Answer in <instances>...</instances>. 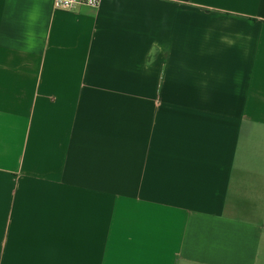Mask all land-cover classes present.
<instances>
[{"label": "crops", "instance_id": "0c3cea01", "mask_svg": "<svg viewBox=\"0 0 264 264\" xmlns=\"http://www.w3.org/2000/svg\"><path fill=\"white\" fill-rule=\"evenodd\" d=\"M0 264H264V0H0Z\"/></svg>", "mask_w": 264, "mask_h": 264}, {"label": "built area", "instance_id": "2783aa9c", "mask_svg": "<svg viewBox=\"0 0 264 264\" xmlns=\"http://www.w3.org/2000/svg\"><path fill=\"white\" fill-rule=\"evenodd\" d=\"M101 0H52L53 8L57 10H70L76 5L95 7Z\"/></svg>", "mask_w": 264, "mask_h": 264}]
</instances>
